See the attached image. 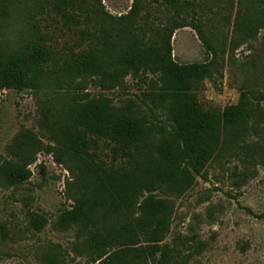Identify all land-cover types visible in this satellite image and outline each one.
<instances>
[{"label": "rangeland", "instance_id": "1", "mask_svg": "<svg viewBox=\"0 0 264 264\" xmlns=\"http://www.w3.org/2000/svg\"><path fill=\"white\" fill-rule=\"evenodd\" d=\"M132 2L72 0L67 7V0L0 1V58L39 37L58 53L59 63L93 47H108L114 56L130 40L147 44L167 38L174 24H184L170 38L171 58L179 65L209 68L210 76L196 90L204 109L221 111L236 104L245 88L264 91V0H178L174 7L142 0L139 11L129 15ZM57 3L77 23L67 24L55 10ZM155 79L141 72L126 76L112 91L91 83L87 91L109 98L115 108L134 104L137 114L151 119L141 99ZM65 100L63 84L0 91V264H102L87 256L76 226L64 230L56 225L77 188L71 172L52 154L43 150L35 156L23 184L3 180L2 166L17 163L9 150L17 134L28 130L52 146L41 123L47 111L55 114ZM261 106L264 111V102ZM154 116L153 122H165L161 109ZM98 153L111 161L107 141H99ZM154 194L172 201L162 243L178 246L179 264H264V118L251 120L236 143H224L189 190ZM34 214L46 220L39 229Z\"/></svg>", "mask_w": 264, "mask_h": 264}, {"label": "trees", "instance_id": "2", "mask_svg": "<svg viewBox=\"0 0 264 264\" xmlns=\"http://www.w3.org/2000/svg\"><path fill=\"white\" fill-rule=\"evenodd\" d=\"M163 2L174 7L178 0ZM141 3L133 0L129 15L139 11ZM60 5L55 4V10L61 18L67 24L77 23ZM71 5L67 0V7ZM185 26L174 24L167 38L147 44L130 40L114 56L108 47H93L59 63L58 53L39 37L0 58V91L38 90L45 83L67 86L63 108L55 114L47 111L41 123L52 146L28 130L20 132L9 145L17 163L4 164L2 174L9 185L23 184L31 176L28 166L43 150L65 166L77 191L56 225L64 230L76 226L93 262L179 264L183 258L178 246L162 243L172 201L154 193L189 190L224 143H236L251 120L264 118V91L248 88L241 90L236 104L221 111L202 107L196 90L210 76L209 68L179 65L171 58L170 38ZM141 72L156 76L141 99L151 119L137 114L134 104L115 108L109 98L87 91L90 83L112 91L123 85L126 76ZM155 109L165 113L164 123L153 122ZM100 140L110 145V162L98 153ZM32 221L39 223L38 229L46 222L37 214Z\"/></svg>", "mask_w": 264, "mask_h": 264}]
</instances>
